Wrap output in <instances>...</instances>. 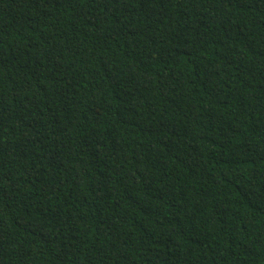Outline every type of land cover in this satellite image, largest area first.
<instances>
[{
    "label": "trees",
    "instance_id": "trees-1",
    "mask_svg": "<svg viewBox=\"0 0 264 264\" xmlns=\"http://www.w3.org/2000/svg\"><path fill=\"white\" fill-rule=\"evenodd\" d=\"M0 264H264V0H0Z\"/></svg>",
    "mask_w": 264,
    "mask_h": 264
}]
</instances>
